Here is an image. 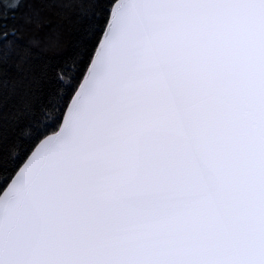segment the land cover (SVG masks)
Instances as JSON below:
<instances>
[{"label":"snow or ice","instance_id":"1","mask_svg":"<svg viewBox=\"0 0 264 264\" xmlns=\"http://www.w3.org/2000/svg\"><path fill=\"white\" fill-rule=\"evenodd\" d=\"M0 264H264V0H0Z\"/></svg>","mask_w":264,"mask_h":264}]
</instances>
